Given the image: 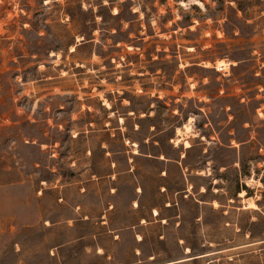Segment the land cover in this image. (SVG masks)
<instances>
[{"label":"rangeland","instance_id":"rangeland-1","mask_svg":"<svg viewBox=\"0 0 264 264\" xmlns=\"http://www.w3.org/2000/svg\"><path fill=\"white\" fill-rule=\"evenodd\" d=\"M260 141L264 0H0V264H264Z\"/></svg>","mask_w":264,"mask_h":264},{"label":"trees","instance_id":"trees-1","mask_svg":"<svg viewBox=\"0 0 264 264\" xmlns=\"http://www.w3.org/2000/svg\"><path fill=\"white\" fill-rule=\"evenodd\" d=\"M153 100L154 101H159L158 98H154ZM132 110L135 111V112H137L139 114V113H141L143 111H145L146 113H148V111L153 110V109H150V108L148 109L146 107L145 108H139L138 109V108L132 106ZM173 117L176 120L186 118L187 117L186 110L182 106H180V108H179V114H175V115H173ZM156 118H157V111L155 113V116H153V117L147 115V119L155 120ZM152 125H154L156 129H158V125L155 122ZM176 125H177L176 123H173V126H170L169 129H167L166 131H164V133H163L162 136L158 137L159 138L158 139V144L157 145L156 144L155 145H152V148H154L152 150L153 153L152 152H145V150H144L145 143H143L141 141V139H136V142L138 143V146H139V154L140 155H142V154H151V155L155 156L156 157L155 159L158 160V162H160V163H187L186 162V158L187 157L186 156L183 157V158L181 157V153L184 150L183 149V146L180 145L178 147H175L172 144V142H171L172 130H173V128ZM140 131H142V127H140ZM206 136H209V135L206 134ZM128 139L133 140L134 138L128 136ZM260 145L264 146V142L263 141H260ZM167 148L171 149L173 152L170 153ZM161 156L163 158L162 159H159ZM245 189H248V188L245 187ZM172 205L173 204H171V206ZM171 206H168L166 208H171ZM157 215L158 216L161 215V212L159 211ZM253 235L254 234L251 231V236H253ZM191 250L194 253H196V252L198 253L199 252L197 249H194L193 247H191Z\"/></svg>","mask_w":264,"mask_h":264},{"label":"bare ground","instance_id":"bare-ground-1","mask_svg":"<svg viewBox=\"0 0 264 264\" xmlns=\"http://www.w3.org/2000/svg\"><path fill=\"white\" fill-rule=\"evenodd\" d=\"M182 3L184 4L185 2L183 1ZM72 49H74V47H72ZM216 66H217V69L221 70L226 66V64H225L224 60H218L216 62Z\"/></svg>","mask_w":264,"mask_h":264}]
</instances>
